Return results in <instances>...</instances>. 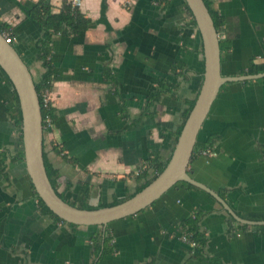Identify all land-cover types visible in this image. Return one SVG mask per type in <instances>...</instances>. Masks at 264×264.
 Wrapping results in <instances>:
<instances>
[{
  "label": "crops",
  "instance_id": "0c3cea01",
  "mask_svg": "<svg viewBox=\"0 0 264 264\" xmlns=\"http://www.w3.org/2000/svg\"><path fill=\"white\" fill-rule=\"evenodd\" d=\"M38 1L0 0V21L34 81L44 74L36 46L42 32L30 19ZM47 1L59 9L64 0ZM80 1L92 24L80 36L54 39L48 94L55 121L44 154L59 175L56 192L95 210L135 194L172 157L203 85L204 54L184 0ZM206 1L224 19L222 77L248 76L251 64L264 65V0ZM13 91L0 71V264H264L263 226L239 223L209 194L183 183L103 227L114 248L103 256L95 243L100 226L63 223L40 210L21 157ZM197 141L198 151L211 145L218 156L197 154L190 176L241 219L262 222L253 218L264 217V79L224 84ZM198 212L206 244L197 253L181 240V227Z\"/></svg>",
  "mask_w": 264,
  "mask_h": 264
},
{
  "label": "water",
  "instance_id": "95a60500",
  "mask_svg": "<svg viewBox=\"0 0 264 264\" xmlns=\"http://www.w3.org/2000/svg\"><path fill=\"white\" fill-rule=\"evenodd\" d=\"M201 35L204 54V81L196 103L179 135L165 170L135 196L118 205L84 210L65 202L52 186L44 161V127L39 95L33 75L17 51L0 32V69L17 94L22 116L24 161L32 186L44 204L65 223L77 226L107 227L113 222L135 216L152 206L180 183L194 186L209 194L236 221L245 225L264 226V221L241 219L216 192L193 179L189 166L198 136L209 116L222 86L230 82L264 79V73L224 78L221 75L220 33L215 27L204 0H184Z\"/></svg>",
  "mask_w": 264,
  "mask_h": 264
},
{
  "label": "trees",
  "instance_id": "16d2710c",
  "mask_svg": "<svg viewBox=\"0 0 264 264\" xmlns=\"http://www.w3.org/2000/svg\"><path fill=\"white\" fill-rule=\"evenodd\" d=\"M159 3L163 4H168L169 0H158ZM211 17L214 21L215 27L220 33L222 30V27L224 25V19L219 17L217 13H215L209 6L206 0H204ZM186 6V12L188 16L191 18V23L193 26L197 27V24L195 22V19L188 8ZM30 19L35 21L39 29L41 30L42 34L40 38L38 39L36 46L38 50L40 51V54L38 56V60L41 63L43 69H44V74L41 78L40 81H35L36 89L39 95V100H40V105H41V113H42V118H43V127H44V139H45V133L47 129L46 125V117L49 116L52 121H55V109L53 108L52 105L45 107L44 102H43V95L46 93H50L53 84H54V74H55V67L54 64L52 63L51 56H52V50H53V42L55 37L57 36H66V37H77L82 35L83 33L85 34L88 29L90 28L92 24V19L87 17L79 7H76L72 4V2H69L67 0H64L62 3V6L59 9H56L53 5H51L47 0H39L36 2V4L33 6L31 13H30ZM0 32L4 34L5 32H11L9 26L5 23H2L0 21ZM14 36V34L12 33ZM15 37V36H14ZM16 38V37H15ZM11 45L15 46V42L12 43ZM0 71L3 73V71L0 69ZM264 73V65H255L251 64L249 71L246 73L248 75H257ZM5 75V73H3ZM5 77L8 79V77L5 75ZM9 80V79H8ZM162 92L156 96L154 101H158ZM13 96H14V101L16 103V107L18 110L17 113V118H16V124L18 128H22V116L19 108V101L17 94L15 91H13ZM197 100V99H196ZM196 100L190 103L189 109L187 110L186 114L184 115V121L183 125L181 126L180 130L177 133V138H176V144L179 138V135L183 129V126L192 111ZM22 139V135H21ZM199 143L197 141L192 159L197 155L200 154V152L206 148L211 147V145H208L204 147L203 149L198 151ZM22 159L24 160V153L21 154ZM65 159L69 162H72L69 160L66 156ZM171 159V158H170ZM169 159V161H170ZM44 161H45V166L47 170L48 177L50 179V182L52 186L55 188L57 184V180L59 178V175L56 171H54L50 165L47 163L45 154H44ZM164 163L161 165L155 166V173L150 179L145 180L138 189L136 190L135 194L128 196L126 199L121 200V201H116L111 205L108 206H101L100 208H105V207H110V206H115L118 205L126 200H129L133 196H135L137 193L141 192L144 188L149 186L152 182L156 180V178L165 170L167 167L168 163ZM143 174H145L143 172ZM141 173L137 175V177H140ZM187 185V184H186ZM190 189H195L198 190V188L187 185ZM34 189V187H33ZM37 195V194H36ZM60 198H62L65 202L68 204L75 206L73 203L68 202L62 195L58 194ZM38 197V196H37ZM38 205L40 210L47 215L52 216L54 219L65 223L63 220H61L58 216H56L45 204L44 202L38 197ZM80 209L84 210H94V208L89 207V206H79ZM203 217V214L198 212L196 213L195 217L191 216L188 219H186L181 227V232L182 235H187L190 237L192 241H195L198 246L195 249V252H200V250L205 246L206 244V237L202 233L200 229V221L201 218ZM255 221H264V217L260 218H253ZM102 230L96 235L95 238V243L98 248V252L102 251V255H109L114 253V248L111 247V241L113 240V237L111 236L109 231L103 230V226H100Z\"/></svg>",
  "mask_w": 264,
  "mask_h": 264
},
{
  "label": "built area",
  "instance_id": "2783aa9c",
  "mask_svg": "<svg viewBox=\"0 0 264 264\" xmlns=\"http://www.w3.org/2000/svg\"><path fill=\"white\" fill-rule=\"evenodd\" d=\"M72 4L74 6H76V7H79L81 5V1L80 0H73L72 1ZM2 35L4 36V38H5V40H6V42L8 44H12V43L16 42V38L12 35L11 32H5ZM43 102H44L45 107H48V106L52 105L51 98H50V96H49L48 93H46V94L43 95ZM51 124H52V120H51V118L49 116H47L46 117V125H47V128H49L51 126ZM200 155L203 158L209 160V159H212V158L217 157L218 156V153H217V151L215 149L208 148V149L202 150L200 152ZM193 217H195V216H193ZM263 229H264V226H263ZM181 240L185 244L189 245L192 249H196V247L198 246V244L195 241H192L190 239V237L187 236V235H183L181 237Z\"/></svg>",
  "mask_w": 264,
  "mask_h": 264
}]
</instances>
